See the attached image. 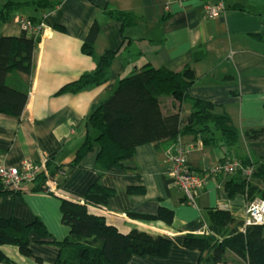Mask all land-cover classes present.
<instances>
[{
  "label": "crops",
  "instance_id": "1",
  "mask_svg": "<svg viewBox=\"0 0 264 264\" xmlns=\"http://www.w3.org/2000/svg\"><path fill=\"white\" fill-rule=\"evenodd\" d=\"M52 1L54 5L47 10L28 6L35 10L30 14L19 11L0 29V36L20 37L22 19L36 17L34 25L42 26L44 32L53 30L52 37L43 35L35 45L31 75L12 72L7 77L8 86L28 94V102L20 119L0 114V165L18 167L25 160L44 163L51 159L57 165H69L87 138L94 110L113 94L120 79L146 64L174 72L191 65L197 80L190 96L218 105V111L227 112L241 131H264V0H227L226 10L213 19L198 1L184 5L178 0ZM107 8L133 13L143 21L123 29L120 22L105 15ZM95 22L101 33L94 54L88 56L82 48ZM200 49L206 57L194 63L193 53ZM107 52L116 57L105 67L103 84L78 94H57L65 85L98 73ZM199 140L184 136L159 148L140 146L132 161L102 175L96 168L97 148L66 179L57 175L62 183L59 187L50 184L52 192H32L31 185H26L24 193L0 198L4 218L14 217L25 224L39 219L51 235L45 240L31 235V257L17 247L3 246L7 259L2 264L55 263L59 249L47 242L63 241L69 235L62 223V200L85 204L90 214L104 217L123 234L138 231L170 241L167 258L134 256L128 264H199L200 252L185 247L186 237L207 229L211 210H228L245 221L249 207L245 196L230 199L226 193L225 185L233 174L210 177L196 192L195 205L186 202L167 175L170 156L183 147L198 173L229 161L224 148H201ZM97 180L115 191L105 207L85 201ZM133 187L143 188L144 194L131 195L128 190ZM160 208L173 211L172 225L130 216L156 215ZM224 264L245 263L229 251Z\"/></svg>",
  "mask_w": 264,
  "mask_h": 264
},
{
  "label": "trees",
  "instance_id": "2",
  "mask_svg": "<svg viewBox=\"0 0 264 264\" xmlns=\"http://www.w3.org/2000/svg\"><path fill=\"white\" fill-rule=\"evenodd\" d=\"M31 5L37 10H47L54 4L52 0L0 2V29L11 23L19 11ZM104 13L110 20L120 22L123 29L143 21V18L129 12L107 8ZM30 20L33 23L38 21L36 17ZM100 33L101 27L95 22L83 45L84 54H94ZM39 39L26 32L20 37L0 36V114L17 119L22 117L28 94L8 86L6 80L12 72L31 75L34 48ZM125 40L127 37H124ZM115 57L116 53L107 52L98 73L65 85L57 94H78L103 84L105 67ZM205 57V51L195 50L193 62H200ZM196 80L191 65L182 72H174L167 68H155L151 64L120 79L113 95L99 104L90 116L87 138L74 160L69 165H57L52 159L49 160L43 172L30 184V190L52 192L50 184L54 182L59 187L62 183L56 178L57 175L66 179L97 148L96 168L102 175L132 161L140 146L153 144L159 148L167 142L193 136L201 139L203 146L218 145L224 148L230 161H240L245 167L253 169L251 177L238 171L226 183L225 190L230 199L243 195L248 205L256 200L264 201V131H241L227 112L218 111V105L190 96V89ZM187 103L191 104L190 112L184 109ZM242 142H245L248 152L245 155L237 152ZM24 192L6 188L0 182V198ZM128 193L143 195L144 189L133 187L129 188ZM114 195L113 189L97 180L88 189L85 201L90 205L105 207ZM61 213L62 223L69 228V235L63 241L47 242L59 249L54 264H128L134 256L165 259L170 254L171 243L168 239L138 231L123 234L109 225L104 217L90 214L85 204L62 200ZM130 216L163 221L168 225L174 222L173 211L164 208H160L156 215ZM245 222L238 220L228 210H211L207 229L198 235H188L185 247L200 252L199 264H224L229 251L245 264H264V223L244 228ZM33 233L43 240L51 238L39 219L25 224L17 218H4L0 214V264L7 259L2 251L3 246L17 247L22 255L31 257Z\"/></svg>",
  "mask_w": 264,
  "mask_h": 264
},
{
  "label": "built area",
  "instance_id": "3",
  "mask_svg": "<svg viewBox=\"0 0 264 264\" xmlns=\"http://www.w3.org/2000/svg\"><path fill=\"white\" fill-rule=\"evenodd\" d=\"M182 5L189 1H198L206 9L210 19L218 17L226 10L227 0H178ZM22 30L30 36L41 38L43 35L52 37L53 30L44 32L42 26H36L29 19H22ZM202 148V141L199 142ZM170 168L167 175L175 181L178 190L183 193L186 202L191 206L195 205L196 192L202 188L212 176L227 174L232 175L241 171L246 177H250V168L243 167L240 161H225L223 164L213 167L207 173H198L190 166L187 153L183 147L179 148L175 155L170 156ZM47 162L36 163L32 160H25L18 167L0 165V182L9 189L20 191L26 185H30L45 169ZM248 210V217L245 227H251L264 223V201L254 202ZM207 228V225H206Z\"/></svg>",
  "mask_w": 264,
  "mask_h": 264
},
{
  "label": "rangeland",
  "instance_id": "4",
  "mask_svg": "<svg viewBox=\"0 0 264 264\" xmlns=\"http://www.w3.org/2000/svg\"><path fill=\"white\" fill-rule=\"evenodd\" d=\"M29 1H31V0H29ZM1 3H4L3 1H0ZM35 10V8H33V7H27V8H25V9H23V10H21V12L22 13H24V14H30L32 11H34ZM116 88V87H115ZM114 91H115V89H114ZM114 91H113V93H114ZM113 95V94H112ZM184 109L186 110V111H189L190 112V110H191V104H189V103H187L185 106H184ZM199 141H202L201 139L199 140ZM240 155H245V154H247L248 152H247V148H245V145L243 144V146H241V148L240 149H238V151H237ZM187 158H188V156H187ZM242 165H243V167H245V165L242 163ZM245 168H250V167H245ZM250 170L252 171V174H253V169L252 168H250ZM252 174H251V176H252ZM250 176V177H251ZM256 201H259V200H256ZM256 201H254V202H256ZM253 202V203H254ZM253 203H251L250 205H249V207H248V209H247V217H248V210H250L251 208V205L253 204ZM190 205V204H189ZM191 206V205H190ZM247 220V219H246Z\"/></svg>",
  "mask_w": 264,
  "mask_h": 264
}]
</instances>
